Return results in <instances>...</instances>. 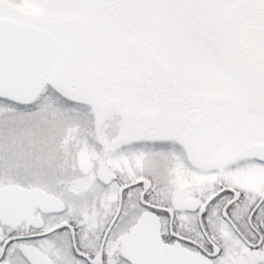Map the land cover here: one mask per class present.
Segmentation results:
<instances>
[{
    "label": "snow or ice",
    "instance_id": "6c2138e0",
    "mask_svg": "<svg viewBox=\"0 0 264 264\" xmlns=\"http://www.w3.org/2000/svg\"><path fill=\"white\" fill-rule=\"evenodd\" d=\"M0 264H264V0H0Z\"/></svg>",
    "mask_w": 264,
    "mask_h": 264
}]
</instances>
